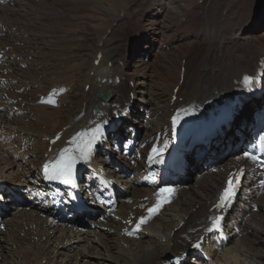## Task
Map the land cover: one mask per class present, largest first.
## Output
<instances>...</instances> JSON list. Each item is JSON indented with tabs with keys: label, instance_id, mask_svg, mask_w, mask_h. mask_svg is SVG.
<instances>
[{
	"label": "bare ground",
	"instance_id": "6f19581e",
	"mask_svg": "<svg viewBox=\"0 0 264 264\" xmlns=\"http://www.w3.org/2000/svg\"><path fill=\"white\" fill-rule=\"evenodd\" d=\"M225 1L213 0L212 10L207 12L209 24L206 25L202 36L205 46L202 59L200 62L197 60V64L194 66L184 68L183 81L177 93V97L183 98V102H174L171 105V107L186 110L184 116L193 120L203 119L216 111L230 97L232 80L242 73L250 71L260 49H264V30L251 32L252 25L255 26L257 22H254L253 18L259 15L257 11L261 4L258 5L257 14L251 16L226 13L223 8ZM251 2L252 0H247L245 5L249 7L254 4L255 0ZM221 5L222 7L219 9ZM255 6L257 7V4ZM4 34L0 30V52H4L3 48L7 46L4 44L6 37H2ZM143 39L145 40V38ZM148 42L145 43V46L149 44ZM147 49V47L143 48V50ZM108 50L110 49L97 51V53H101L102 58L97 67L92 66L90 72H93V75H88L84 82V86L89 85L88 91L84 93L83 104L80 108V111L84 108V114L76 121H62L63 107L67 103L65 97L70 94L69 86L72 88L73 75L70 69L68 73L60 72L55 75L53 84L46 87L47 89L65 88L64 95L57 98L51 108L36 105L38 112L34 116L30 117L31 113H21L17 109L16 112L9 114V111L17 105V101L10 95L6 94L9 102L0 101V179L15 189L17 187L18 195H22L24 191L29 192L33 189L31 187L37 186L36 180L31 179L34 177V172L29 168L43 160V157L38 154L39 151L42 155L46 153V145L37 142L38 140L53 138L54 134L62 127H68L64 132L65 137L76 133L81 134V132L89 134L92 126L102 123L118 108L129 104L130 93L136 98V109L144 110L148 107L149 102L144 99L148 80L144 79L141 84H136L130 92L124 82L127 77L126 70L121 69L117 64L122 55L108 53ZM0 55L4 56L3 53ZM15 58H18L16 53ZM107 62H111V69L106 67ZM12 66H15L13 62L6 61L0 67L4 71L11 72L4 80L2 85L4 90L1 92H4L6 88L8 90L13 88L14 85L10 84L8 79L12 78L11 83H19L17 79L19 70L13 69ZM64 75H67L68 78L63 79ZM38 88L41 89L40 94H42L43 88L41 86ZM135 91L139 94L138 99L135 96ZM101 94L106 97L103 102L99 100ZM168 107L170 110V103ZM147 114L151 117L150 124L153 128L149 127L144 131L147 132L145 141L148 143L149 140L157 141L159 144H157L155 155L162 154V148L169 141L165 129L168 126L170 112L164 117L161 127L153 122L156 117L154 113ZM137 116H140L141 119L144 118L142 111L141 114L136 112ZM12 125L17 128H12ZM20 132L21 136L18 135ZM32 134H36V138H32ZM30 142L33 145L28 148ZM214 142L218 144V138ZM220 143L223 144L224 141H220ZM13 144L19 148L12 149ZM60 145L61 143L56 144L53 149L57 148L63 151L71 148ZM143 153L144 148H141V154L143 155ZM232 155H228L224 163L220 164L214 172H206L201 175L197 173L193 159L189 158L188 164L191 167L184 174L197 173L193 179V187L186 190L180 185L173 202L143 229L141 222L143 213L140 211V206L149 200L151 192L141 185L145 171L142 165L137 166V159L130 162L123 158V163L117 157L114 160L119 162L113 168L106 164L109 172L119 183H121L119 178L131 175L130 178L126 177V182L130 179V183L127 185L129 199L125 203L121 202L111 218L103 217L97 221L87 219L86 222L92 224L91 226L86 223L88 226L76 224L75 227H72L70 221L61 222L54 219L50 211L29 203L27 197L21 198L24 200L17 202L5 195L9 207L2 210L3 214L0 215L2 223L0 226L2 228V230L0 229V251L2 252L0 264H25L24 261L21 262L24 259L30 260L29 264H36L35 254H37L39 243L34 239V236L39 234H42V241L44 240L52 251L49 252L50 256H45L37 264H45L47 261H49L47 264H53V255L57 259L54 264H167V255L176 257L185 254L189 244L197 240L200 234L206 233V225L210 219L208 211L214 206L218 193L222 189L225 174L242 166L244 161L248 163L244 157ZM116 169H119V173ZM246 185L247 190L244 189L245 191L240 192L231 213H228L224 225L227 237L224 246L218 250L214 245L204 247L202 251L204 257L188 253L184 257L183 264H203L205 260L216 264H239L242 262L241 255H243L240 247L253 257L256 264H264V182L261 183L256 178L251 179ZM239 202L243 207L240 216L234 213V210L238 209ZM258 206L261 207L262 212L259 210L255 214L253 208ZM172 212L177 219L170 215ZM127 221H132L133 225H136L140 230L137 237H125V234L131 231V228L126 226ZM252 223L258 224L257 229H259L252 228L250 226ZM39 229L42 232H36ZM247 234L252 237V242H256V245L259 244L262 249L247 248L242 238ZM54 242L56 247H54ZM72 249L73 252L68 253ZM113 251H116L118 257H112ZM69 254L72 258L68 260ZM74 255H77L78 258Z\"/></svg>",
	"mask_w": 264,
	"mask_h": 264
},
{
	"label": "rangeland",
	"instance_id": "374dc122",
	"mask_svg": "<svg viewBox=\"0 0 264 264\" xmlns=\"http://www.w3.org/2000/svg\"><path fill=\"white\" fill-rule=\"evenodd\" d=\"M246 1L226 0L223 3V8L226 13H240L251 16L262 11L263 13L259 14L260 16L253 18L254 22H257L256 27L252 25L251 32L263 31L264 0H255L254 4L249 7L245 5ZM260 4L261 6L258 9ZM222 5L219 6V9ZM212 8L213 0H12L6 7L0 6L1 29L5 30L4 28H6L2 37H6L4 44L7 45L3 48L4 52H0V54L3 53L7 57V61L13 62L15 65L12 66L13 69L19 70L17 75L19 83H11L12 78L8 79V82L14 86L11 90L6 88L4 92L17 101L16 108L19 112H28L32 114L30 117L34 116L38 112V107L34 105V101L37 98V93L41 92L38 87L41 86L44 93L48 90L46 87L52 85L55 81V75L60 72L63 74L68 73L70 69L73 75L71 83L73 88V91L71 88V98L73 101L70 94L65 97L67 104L69 102L70 104L66 109L64 108L65 110L63 109L62 121L71 122V116L73 114L75 116L79 108L77 115L83 104L84 93L82 87H84V82L92 68L91 61H93L97 51L110 49L108 53L122 55L121 60L125 57H127L125 59L130 58L127 63V70L125 69L126 81L132 82V86L128 84L126 86L129 87L130 92L136 84H141L144 79L148 80L144 99L149 102L148 107L150 106L149 109L152 110L147 108L146 110L147 113L155 114L156 117L153 122L160 126L164 121V117L160 114L166 113L164 107L166 111H169L170 102L168 100L166 103L167 96L170 94L171 89L177 85L179 79L180 60L186 58L183 67L185 68L186 66H194L197 64V60L200 62L202 59L203 47H205L202 36L206 25L209 24L207 12H210ZM184 16L187 17V23H183V19H186ZM105 32H108V34L103 41L102 38ZM147 41H149V44L145 46ZM101 43V47H98ZM135 43L139 46L134 50ZM144 46L148 49L143 50ZM127 47L131 54L128 53ZM139 51L148 56L142 59L143 56L141 57ZM15 53L20 58L10 60V56ZM24 56H28L27 59ZM19 63L22 65L27 63L28 69L18 67ZM39 68H41V71ZM2 73L4 76H9L11 72L2 69ZM175 77L177 78L175 79ZM62 78L66 79L68 76L64 75ZM134 82L135 84H133ZM19 89L22 91L25 89V92L18 94ZM68 91L70 90L68 89ZM135 96L138 99L139 94L137 91H135ZM82 109L84 110V108ZM11 127L17 128L13 125ZM20 127L23 126L20 125ZM149 127L151 129L152 124ZM35 135L32 134V136ZM118 159H121L124 163L123 158L118 157ZM197 173H185L184 175L189 179L183 181L181 186L185 187L186 190L192 188L193 179ZM122 179L121 177L118 180L122 181ZM129 180L125 184L128 185ZM245 190H247V187ZM237 208L234 213L240 216V211L243 208L241 202H239ZM259 210L262 212L260 206L253 208L255 214ZM170 215L176 218L173 212ZM257 225L252 223L250 226L258 230ZM36 232H42V230L39 229ZM41 235L34 236V239L39 243L37 254H35L36 264L40 263L52 251L49 245L44 240L42 241ZM242 238L247 248L262 249L259 244L256 245V242H252L250 235H243ZM54 247H56L55 242ZM240 248L243 255H241L242 262L239 264H256L253 257L244 251L242 247ZM72 252L73 249L68 253ZM0 254H2L1 251ZM111 255L112 257H118L116 251H113ZM74 257L78 258L77 255H74ZM70 258H72L71 255L67 257L68 260ZM23 261L25 264L31 262L28 259L21 260V262ZM56 261L57 259L53 255L52 263L54 264ZM203 264L216 263L205 260Z\"/></svg>",
	"mask_w": 264,
	"mask_h": 264
},
{
	"label": "snow or ice",
	"instance_id": "6c2138e0",
	"mask_svg": "<svg viewBox=\"0 0 264 264\" xmlns=\"http://www.w3.org/2000/svg\"><path fill=\"white\" fill-rule=\"evenodd\" d=\"M175 122L176 121H173V123ZM97 132L99 133V129L97 130ZM94 139H95V135H93L92 137V140ZM90 145H91V140L89 141V147ZM72 151L73 150L71 149H64L63 152L61 153L59 160L55 164L45 165V168H44L45 174L54 179H57V178L63 179L64 182L66 183L71 182L72 170H73V166L76 160L80 158H85V159L87 158V153L82 149L78 150L80 152L79 156L70 154L72 153ZM153 151L155 152L156 150L154 149ZM245 155L249 156L252 159H256L255 156H252L249 153H246ZM238 182H239L238 177H236L235 180H233L232 177L229 178L228 186L225 188L224 192L221 194L220 204L218 205V207L226 206L228 203L231 202V199L234 197L235 188L238 187ZM155 210L156 209H150L149 211L154 212ZM220 219H221L220 217H216L214 221V225H216L217 227L219 225Z\"/></svg>",
	"mask_w": 264,
	"mask_h": 264
}]
</instances>
